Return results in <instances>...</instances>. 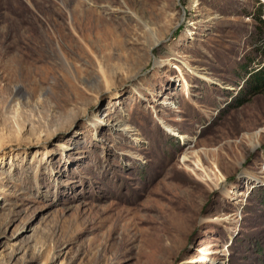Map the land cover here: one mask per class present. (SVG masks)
<instances>
[{"label":"rangeland","instance_id":"rangeland-1","mask_svg":"<svg viewBox=\"0 0 264 264\" xmlns=\"http://www.w3.org/2000/svg\"><path fill=\"white\" fill-rule=\"evenodd\" d=\"M258 1L0 0V264H264Z\"/></svg>","mask_w":264,"mask_h":264},{"label":"trees","instance_id":"trees-1","mask_svg":"<svg viewBox=\"0 0 264 264\" xmlns=\"http://www.w3.org/2000/svg\"><path fill=\"white\" fill-rule=\"evenodd\" d=\"M263 5L257 2V15L255 16V21L258 26L260 35L258 36L259 42H261L260 47L264 45V19L262 16ZM262 55L259 56L260 65L256 71L247 73L245 77V87L241 88L238 94V104L242 105L245 102L249 101L252 97L264 93V50H261ZM243 80V78H242Z\"/></svg>","mask_w":264,"mask_h":264},{"label":"bare ground","instance_id":"bare-ground-1","mask_svg":"<svg viewBox=\"0 0 264 264\" xmlns=\"http://www.w3.org/2000/svg\"><path fill=\"white\" fill-rule=\"evenodd\" d=\"M120 121L119 120H117V122H116V124H118Z\"/></svg>","mask_w":264,"mask_h":264}]
</instances>
